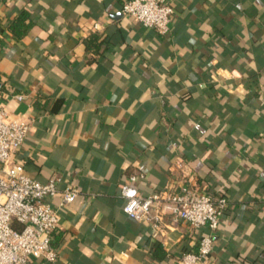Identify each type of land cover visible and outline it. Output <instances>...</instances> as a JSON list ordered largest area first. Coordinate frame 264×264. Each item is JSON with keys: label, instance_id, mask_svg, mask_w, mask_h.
<instances>
[{"label": "crops", "instance_id": "1", "mask_svg": "<svg viewBox=\"0 0 264 264\" xmlns=\"http://www.w3.org/2000/svg\"><path fill=\"white\" fill-rule=\"evenodd\" d=\"M124 1L0 0V105L32 119L15 160L78 189L51 234L57 258L33 264H176L195 251L205 226L124 212L131 174L142 194L190 184L227 198L195 264H264V0H168L165 35Z\"/></svg>", "mask_w": 264, "mask_h": 264}, {"label": "built area", "instance_id": "2", "mask_svg": "<svg viewBox=\"0 0 264 264\" xmlns=\"http://www.w3.org/2000/svg\"><path fill=\"white\" fill-rule=\"evenodd\" d=\"M121 12L159 34L169 33L173 7L168 0H125ZM15 97L21 99L23 94ZM31 123L32 119L12 116L6 106L0 105V264H33L36 258L54 261L57 251L51 245V234L59 224L61 211L78 193L70 185L59 189L57 176L45 182L29 176L24 165L15 160ZM136 179L137 175L131 174L129 182L119 186L124 212L155 227L164 215L173 222H187L191 229L205 226L207 231L199 238L197 249L180 254L176 264H195L204 259L212 249L227 198L211 196L190 184L142 194L131 183ZM57 193L59 200L53 206L47 199Z\"/></svg>", "mask_w": 264, "mask_h": 264}, {"label": "trees", "instance_id": "3", "mask_svg": "<svg viewBox=\"0 0 264 264\" xmlns=\"http://www.w3.org/2000/svg\"><path fill=\"white\" fill-rule=\"evenodd\" d=\"M27 18H28V13L22 10L20 13H18L17 15L13 17V19L11 20V23L8 25L10 31L17 37H21L27 32L29 28V23L25 22Z\"/></svg>", "mask_w": 264, "mask_h": 264}]
</instances>
